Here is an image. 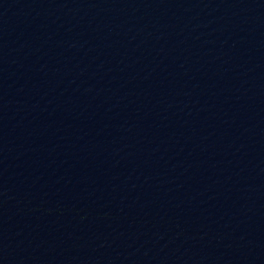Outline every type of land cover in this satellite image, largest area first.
Wrapping results in <instances>:
<instances>
[{
    "label": "water",
    "instance_id": "water-1",
    "mask_svg": "<svg viewBox=\"0 0 264 264\" xmlns=\"http://www.w3.org/2000/svg\"><path fill=\"white\" fill-rule=\"evenodd\" d=\"M0 250L264 264V0H0Z\"/></svg>",
    "mask_w": 264,
    "mask_h": 264
}]
</instances>
